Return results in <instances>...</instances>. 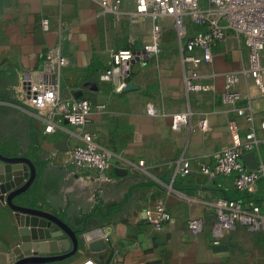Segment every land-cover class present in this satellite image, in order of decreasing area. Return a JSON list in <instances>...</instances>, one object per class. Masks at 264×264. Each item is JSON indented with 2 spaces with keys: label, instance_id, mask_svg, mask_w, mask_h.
Here are the masks:
<instances>
[{
  "label": "crops",
  "instance_id": "1",
  "mask_svg": "<svg viewBox=\"0 0 264 264\" xmlns=\"http://www.w3.org/2000/svg\"><path fill=\"white\" fill-rule=\"evenodd\" d=\"M134 7L126 2L118 12L107 0H0V152L29 158L38 172L19 203L57 215L78 235V252L50 264H264V230L239 227L219 246L213 244L212 232L215 205L221 199L247 203L250 197L264 208V179L252 194L244 195L229 180L202 168L212 166L213 156L233 145L231 121L241 142L255 131L260 142L257 162L264 160V105L258 87L244 76L235 85L228 82L231 74L246 67L244 54L231 40V53L217 51L212 63L197 68L205 88L188 92V67L175 40L165 39L174 29L167 20L161 39L166 47L134 61L128 80L136 87L117 94L100 75L110 64L111 50H142L131 36L129 46L117 41L119 23L132 17ZM44 19L50 21L47 31ZM125 21L132 33L135 20ZM53 48L67 58L63 95L106 107L91 115L89 130L102 147L125 160L114 159L110 181L72 165L68 125L45 133L43 124L11 99L22 72L40 69ZM177 115L188 118L175 128ZM183 161H191L188 175L178 171ZM8 184L0 182L1 187ZM161 208L170 219L157 229L149 216L157 217ZM191 220L203 221V230H191ZM0 222V264H11L13 249L31 250L35 243L58 242L60 251L67 247L68 236L56 224L46 221L40 226L37 218L17 215L2 200ZM92 230L106 243L102 251H91L94 241L85 240L84 233Z\"/></svg>",
  "mask_w": 264,
  "mask_h": 264
},
{
  "label": "built area",
  "instance_id": "2",
  "mask_svg": "<svg viewBox=\"0 0 264 264\" xmlns=\"http://www.w3.org/2000/svg\"><path fill=\"white\" fill-rule=\"evenodd\" d=\"M115 11H120L123 4L131 2L135 6L132 16H146L158 21L171 20L175 30V45L188 67L186 87L188 92L201 91L205 84L197 74V68L205 63H212L217 51L231 53L232 40L244 54L246 67L231 74L228 82L235 85L240 77L254 80L264 105V0H107ZM110 8L109 5L104 4ZM44 30H49L50 21H42ZM168 25L157 23L154 31L161 41ZM160 45L158 44L156 48ZM155 52V48L153 49ZM151 50V52H153ZM158 54V53H153ZM144 50L117 49L110 51V64L100 75V80L112 85L113 92L120 94L129 85L131 64L144 57ZM67 58L59 48L46 52L40 69L22 72L20 87L13 93L12 100L17 102L26 113L37 118L44 126L45 133H53L64 124L68 125L69 147L72 165L79 170L93 171L103 181L112 179L115 168L114 159L123 160L121 153L102 147L89 130V119L97 111H105V105H97L85 98H67L62 92L63 71ZM232 100L231 97H226ZM0 103H4L1 101ZM187 115H177L173 119L175 128L186 123ZM205 128V124L203 126ZM230 131L234 135L232 146L217 152L213 156V165H203V172L229 180L232 186L243 194H252L258 181L264 179V160L255 169L248 167L244 156L259 153L260 142L251 130L247 141L239 139L235 121L230 122ZM129 166H135L129 163ZM140 167L143 163H139ZM191 161H183L178 170L188 175ZM248 197V196H247ZM213 223V244L221 245L227 233L235 232L239 227L250 231L264 230V208L253 199L247 203L221 199L215 205ZM170 219L166 208L159 210L157 217L149 216V221L157 229ZM189 228L201 231L204 222L191 220ZM97 230L84 233L85 240H97Z\"/></svg>",
  "mask_w": 264,
  "mask_h": 264
},
{
  "label": "water",
  "instance_id": "3",
  "mask_svg": "<svg viewBox=\"0 0 264 264\" xmlns=\"http://www.w3.org/2000/svg\"><path fill=\"white\" fill-rule=\"evenodd\" d=\"M135 87L134 84H129L125 91ZM81 95L82 93H80ZM77 98L80 97L78 96ZM243 159L251 169L257 167V157L254 152L245 155ZM5 172L9 173L7 177L2 176ZM37 174V168L29 158L6 157L0 152V182H5L6 180L10 182L7 188L0 186V200L7 203L17 215H29L37 218V224L40 226H44L46 221L53 222L68 236V244L67 247H62L61 251L57 246L58 242L35 243L32 245L31 250L29 248L25 250L21 248L13 249L9 255L11 264H50L65 260L75 255L79 250V237L65 221L52 213L19 203V197L33 186L37 179ZM105 247L106 243L102 239L92 242L89 246L91 251L94 252L102 251ZM219 249H222V247H219Z\"/></svg>",
  "mask_w": 264,
  "mask_h": 264
},
{
  "label": "rangeland",
  "instance_id": "4",
  "mask_svg": "<svg viewBox=\"0 0 264 264\" xmlns=\"http://www.w3.org/2000/svg\"><path fill=\"white\" fill-rule=\"evenodd\" d=\"M131 9H133V8H131ZM134 9H135V7H134ZM127 10H129V9H127ZM142 17H145V18L142 20V22H140ZM125 18H127L125 20H128V21H129V19L135 20L133 22V24L135 25V28L133 27V30L131 33L129 31V27L127 28V26H129L127 24V21H125V20L121 21V24L119 23V25H121V26H119V27L121 28V35L122 36L118 35V39H117L118 44H120L123 47L131 45L132 43L129 42L131 39L130 38V36H131L133 39L132 42H134L133 45L136 46V48H140V49L144 50L145 54H148V53H158L159 54L164 49L163 47H166L163 45L162 41L157 40L155 31L153 28V24L156 25L157 23H164L163 21H161V20L155 21L152 18H149L146 16H139V15H138V17L132 16L130 18H129V15H127V16H125ZM136 23H138L137 27H136ZM140 23L143 24V26H144L143 29L141 28V25H139ZM166 23L168 24L170 22L167 21ZM147 24H148V26H147ZM169 26H171V25L169 24ZM173 28H174V26L172 23V29ZM125 35H128L127 38H125ZM168 37H172V40H175V30L174 29L171 31V34H168L165 37V39ZM158 44L161 46L156 48V46ZM121 46H119V47H121ZM154 48L156 49L155 52L153 50ZM151 50H153V52H151ZM1 247H2V245H1V222H0V250H1Z\"/></svg>",
  "mask_w": 264,
  "mask_h": 264
},
{
  "label": "trees",
  "instance_id": "5",
  "mask_svg": "<svg viewBox=\"0 0 264 264\" xmlns=\"http://www.w3.org/2000/svg\"><path fill=\"white\" fill-rule=\"evenodd\" d=\"M127 49H131V48H127ZM245 195V194H244ZM247 197V196H246Z\"/></svg>",
  "mask_w": 264,
  "mask_h": 264
}]
</instances>
